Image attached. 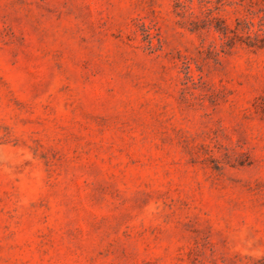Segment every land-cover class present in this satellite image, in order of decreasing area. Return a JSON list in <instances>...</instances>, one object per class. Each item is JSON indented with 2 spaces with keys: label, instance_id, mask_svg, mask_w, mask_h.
<instances>
[{
  "label": "rangeland",
  "instance_id": "374dc122",
  "mask_svg": "<svg viewBox=\"0 0 264 264\" xmlns=\"http://www.w3.org/2000/svg\"><path fill=\"white\" fill-rule=\"evenodd\" d=\"M0 264H264V0H0Z\"/></svg>",
  "mask_w": 264,
  "mask_h": 264
},
{
  "label": "trees",
  "instance_id": "16d2710c",
  "mask_svg": "<svg viewBox=\"0 0 264 264\" xmlns=\"http://www.w3.org/2000/svg\"><path fill=\"white\" fill-rule=\"evenodd\" d=\"M227 39L228 40H231L232 39V37H227ZM248 45H252V44H254V43H252V42H249V43H247Z\"/></svg>",
  "mask_w": 264,
  "mask_h": 264
}]
</instances>
